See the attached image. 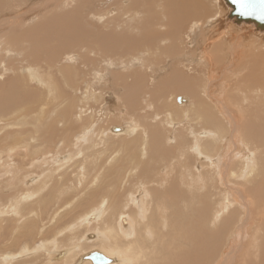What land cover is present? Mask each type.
Masks as SVG:
<instances>
[{
  "label": "bare ground",
  "instance_id": "1",
  "mask_svg": "<svg viewBox=\"0 0 264 264\" xmlns=\"http://www.w3.org/2000/svg\"><path fill=\"white\" fill-rule=\"evenodd\" d=\"M7 1L8 0H3V1L1 0L0 1V10L2 9L3 4H5ZM20 1H24V0H20ZM35 1H38V0H34L33 2H35ZM58 1L59 0H57V2ZM62 1L64 2V5L76 2V0H62ZM87 1H88V6H86L87 5L86 3L83 4L84 6H86L85 11L87 10V7H90L88 18L89 17L93 18L94 21H96L97 24H95V25H97V26H91V24L87 25L86 23H84L85 20H88V18L80 21V15L84 14L85 11H83V13L80 12L81 7L83 5H80V3L77 2V3H79L77 8H75V5H74L75 3L72 5L75 8L74 9L75 11L71 9L72 10L71 12L69 10L68 11L69 13H64L61 16H58V17H52L51 16L49 18L50 29L48 31H46L43 28V24H42V28L39 27V30L42 29V34L39 38L42 39L43 42H45V43L51 42L53 45H55L56 49L62 47V46H60L62 42L67 47V48L66 47L62 48L63 49L62 53H63V56L66 55L65 58H66V60L68 59V61L64 62L65 58L63 60H60L61 63L63 61V63H65V65H60V62L58 63V60L55 57H54V59L50 58L49 62L45 61V63H47V65H49L47 67L48 71L44 69L45 71H47V74H45L44 73L45 71L42 70L43 67L41 64L40 56H36V57L33 56V57H31V60H30L27 56L24 57V55H26L25 52L22 54L16 53V51L14 49H12L10 46H8L7 43H2V41H0V54L6 53L7 55H10L12 58H13V56H16V55L20 56V58L18 59L20 61L22 59L26 58L27 62L22 61V62H24V65H25L24 70L22 69L25 72V74L22 71L23 72L22 77L28 78L30 76V78H32V79L37 78L38 79L37 82H39L41 84L42 88L44 89V93L42 92V94H44V97L41 98V96H38V98L42 99V104H41V107L39 109V112L38 113L35 112L36 107L30 109V113H35L33 116V119H35L33 121V127L34 128L32 129V128L24 127L22 124L29 123V121H32V118L30 120H28L26 118V116L24 118H22V117H19V114L17 115V113L19 112V109L25 107L26 103H28V102L23 103V101L20 99L21 97H19L20 94L17 93L18 94V95L16 94L17 96H13V94H15V92L17 91V87L19 85H23L24 89L22 91H24V92L23 93L21 92V93L22 94L25 93L26 97H28L30 95L31 98L33 99V92L34 91H32L29 88L28 83L25 79H23L22 84L20 83L21 80H19V79L16 82V80H17L16 76L18 75L17 73H16L17 75L15 76V78H13L14 76L12 77V79L10 81V86L8 85L9 88H8V86L5 85L7 90H4L2 88L3 85L6 84L7 82H9V81H7V79H4V77H3V73H4V71H6L4 69V66L6 67L8 65V63H7V60L5 61L3 59L2 60L0 59V68L2 69L0 71V90H1V88L3 89V91H1V93H0V113H1L0 114V130H2L4 128L8 131L9 134H11V136L6 135V136H3L2 138H0V160H1V162H0V186H1V184H4L3 181L5 182L4 176H8V178L7 177L6 178H7V181H10L8 184L11 185V187H12L11 192L13 191L14 188L19 186L18 184H20V183H18V181L19 182L22 181V183H23V181H26L28 179V178H25L26 180H23L24 179L23 175L26 176V174H28L27 173L28 171L27 172H23V171L20 172L19 167H18V162H12L13 160H10L8 158L4 159L3 154L5 151H7V153H10L11 151H13L15 149H19L18 155L22 156V157L25 156V154L23 152H31L34 155L31 159H29L28 162H26V164L30 167L35 166V165H40L39 158H42V156H43L42 160H45V161H47V163H49V165L45 163V165H48V166H44V169L41 166L38 167V168L42 169V172L40 171L41 169H37V167H35L33 169L36 171L39 170L40 171L39 174L36 172L35 173L30 172L32 175L31 176L32 178L30 179L31 181L36 180V178L33 177L34 176L33 174H36V176L38 178H40L41 175H43V177L39 179L40 182L38 181L39 182L38 187H37L38 189L48 187L47 186V184H49V183H47L48 181H51L49 184V186H51L52 185V180H51L52 177L53 176L56 177V179L53 183V186L50 188L49 192L47 194L45 192L46 195L40 196L42 198L39 201H36L38 203V205H33L36 203H33V204L30 203L29 204V203H27L26 200H24L28 196L27 193L26 194L25 193L19 194L17 192L16 195H12L13 193L11 194L10 190H8L10 192V194L5 196V199L6 198L8 199V201L6 200V202H8L9 204H8V207L7 206L6 207L8 209L9 208L12 209V207H13V209L15 211H12V212L13 213L15 212L14 213L15 215H16V213L18 214V216L20 217V222L22 220V217L24 218V220H23L22 225L20 224L21 226H19V224H15L14 221H13L14 223L13 222L10 223L8 221L9 219L8 220L6 219V222H5V218H4L5 216L3 217V215H4L3 213H6V210L0 208L1 209L0 215L3 214L0 218L1 234L4 235V237L6 238L7 235L9 233H11V234H13L14 239L16 238L17 234H18V236H20V235H24V236L30 235L31 236L34 233L33 232L34 229L37 227L38 219L41 218V217H39L37 219V217L42 216V218H43V214H45L48 211V209L50 208L51 205L55 204V202L59 198H63L64 194L65 195L68 194L67 193L68 185L70 183L71 184L74 183L71 181H72V177L76 173L75 172L77 170L76 166L81 165L80 169L81 170L84 169L85 173H84V171H81L80 169H78V171H81L84 174H87V176H90V173L94 171V168L96 166L95 165H87L88 159H85L84 161H82V159H80L81 161L79 162V164L75 165L76 163L74 164V158H75L74 156H77L76 154H80V153H83L82 155H84L85 154L84 152L89 151V150L86 151V149L89 148V145L87 144L89 142H87V143L85 142L88 146V148H86V145H84V141H85V139H88L87 141L91 140L93 142V140L91 139V135H90L91 133H88L87 130H91L92 128L95 129V127L97 126V123L95 125L94 122H91L90 124L92 127L86 126L85 123L83 124L84 126L82 124H81L82 126H80V125L75 123L73 116H75V117L77 116L78 119L82 118V120H83V117H85V114L92 112L93 111L92 109L96 110L95 107H93L91 104H89V101H88L89 97L96 99V101H99V99L101 98V95L98 97L97 92H101V93L105 92V95H104L105 100H109L107 103H111V100L116 101L118 99L119 101H121V103H120V106H117V107L119 109L122 108V111H125L126 113H128L127 115H129V116L131 115L133 117H139L140 119H144V117L149 118V119H150V117H153L154 119L155 118L166 119L164 122H165L166 126L167 125L169 126L168 130L171 129V131L169 133V135H170L169 137L171 138V135H172V137H173V142L171 141L172 143H177L179 145L186 144L187 143L186 141H182V139H179V137L181 135H184V134L178 135V134H176V132H177L176 130H180L179 132H188V134L193 136V139H191L190 137L185 135L187 141L189 143H191L189 145V149L192 151H190L189 149L186 150V151H190V152L186 153L183 156V159H181L179 161L181 164L180 163L176 164L177 162L175 160H177V158L179 156V152L177 151V147H175L172 152L168 151L167 149H163L161 147H158L156 150H152L153 147L158 146L161 143L160 139H162V137L160 139L159 138L153 139V137L145 135V138L140 140L141 143L139 144V148L135 147V148H137V150L139 149L138 154L135 153V151L133 152V149L131 151L130 147H129L130 148L129 150L126 147V149L128 151L125 152L126 153L125 156H126L127 160L130 161V163L127 165H123L122 167H119L120 168V169L118 168L119 173L117 172L114 174H118V179H120V177L122 176V181L120 180L121 181L120 182L118 180L121 183V185H123V182H126L128 179L130 182V178H133V180H135V181L137 180L138 182L143 181L145 183V186L147 187V189L142 187L141 189L139 188L140 190L137 192V194H135V193L129 194L128 192H131V193L134 192V188L139 186V183L137 185V182L134 181L131 186L129 183L130 187L127 186L128 183H126L127 185L124 184V188H125L124 192L125 193L122 192L120 183H118V184L114 183L115 187L112 186V187H114V189L110 188L108 190L107 189L103 190V193L101 195V197H102L101 204L99 203L100 205L98 204L99 206L97 208H95V210H93V208H92V212H89V213L84 212L85 214L82 215L80 219H78L79 221L77 220L76 224L73 223L72 225H74L76 227L77 223H79V225L86 224L87 226L89 225V227H90V225L92 223L101 224L96 229L98 230L99 236H104L103 241H105L106 242L105 244H107V245L106 246L101 245L103 243V241L102 242L100 241L101 242L100 245L103 246V247H100V248H102L101 250L90 251L86 254H83V255L81 254L80 257H78L77 259H74L75 256L77 255V253L80 251L79 247H81V244H82L79 242L80 240L74 239L71 243H76L75 246L72 245V247L70 246L71 247L70 249H68V250L65 249L63 251H60L58 253V255H65V258L63 257V259L66 262V264L72 263L73 262V261H71L72 259L75 260V264H89L90 261L93 264H97L91 258V255L95 252L103 254L105 257L110 259V261L108 263H105V264H138V263L139 264H181L180 263L181 261L171 259L170 257L159 259L157 256V251L159 249L157 250L156 247L153 246L151 243L152 242L151 238H154L155 243L157 242L158 239H160L161 241H160L159 245H162V248L164 250L166 249V250H170L172 252L175 250V248L180 247L182 245V243L192 245L195 249V252L192 253V255H193L192 256V264H232V262H230V260H232V261L234 260V257L236 254L235 253L236 249L231 245L233 243H235L236 241L240 240L241 237H242V241H243V244L245 247L248 246L250 244V242L252 241V239H250V237L254 231V224L258 221L256 219V212H255L257 210V208L252 206L253 207L252 210H249V211L247 210L250 215L248 213L244 214L241 217V219L237 220V222L234 224V227L231 226V224H230V226H227V224L229 223L227 218H221L219 220L218 214L215 213L213 210H210L213 207V205H214L215 209L221 207L224 209V211H226L227 210V204H230V201L232 199H235L234 201L240 200L242 202V204H249L252 202H253V204H255V201L254 200L250 201V199H251L250 197L244 198L245 196H243V195H242V199H239V198H241L240 194H242L240 192L241 189L239 187H236L238 194L233 193L234 194L233 197H231L230 195L229 196L225 195L222 192H224L226 190H224L223 188H222L223 189L222 190L219 187L220 185L217 183V180H224L226 177H228V178L236 177L237 179L244 177V179H247V178L254 176V174L256 173L257 168H258L259 153H260L261 145L263 144V142H262V140L258 141L257 139L254 138V135L257 132V130L254 126L255 124L254 125L250 124L251 128L247 132L244 129H242L241 125L239 124V121H240L239 114L237 112H234V109L232 107H230L228 104L224 103L225 101L222 100L223 96L221 95L222 92L215 95L216 93L214 94L213 90L211 89V82L210 83L208 82L209 87H210V91H209V88H208L206 83H207V80L210 79V77L212 80H215L213 73L210 72L212 64H214V62L211 64V55L210 54H212L211 53L212 50L218 51V55H220V58H222L223 60H226V62L228 60L232 61V60L238 59L239 56L237 54H233V55H231V53L228 54L225 51L226 46L223 45L225 43L224 39H219L220 41L217 43H215V41H214L213 45L215 48L210 47V49H208V50H210V51H208L210 54H208V52L204 51L205 50L204 47H207V46H203V45H205V44H203L204 42L200 41L203 45L201 44L202 46L199 49L200 50L202 49L201 51H203V54H201V56L198 55L197 57H199L198 59H200V61H201V59H203L202 60L203 65L197 64V67L199 68V70L197 71V69H196V72H197L196 74L198 76L200 74L201 75L204 74L203 77L205 78L206 81L204 80L205 82L202 83V81H203L202 80L201 83H198V81L195 78L191 79V76H190L191 74H189V75L187 74L188 76H190V79H191L190 80L185 75V72L183 73L184 69L179 70V69L174 68L176 65H178L177 63L181 62V58L182 59L185 58L186 62L188 60L193 61V59L191 57L194 56L193 54L196 52L195 49L194 50L192 49L193 51H190V50L189 51H181V52L179 51L178 44L181 47L182 43L184 42V39H183L184 35L183 34H184L185 30H183V28H187V26H185V24H183V22H186V21L189 22L191 15L196 16V18L194 17L196 20L199 17L205 16L206 13L208 14L209 8L211 9L212 4L210 5V3L214 2L216 5H218V3H217L218 0H169V2L165 1V0H107V1H109L108 5H103L106 7H104V9H103L104 11H102V12L95 10V8L93 7L95 5V3L93 4V6L90 5V3L92 4L93 2H96V0H87ZM25 2H24V4H26ZM48 2H50V1H48ZM53 2H54V0H53ZM122 2L125 3V5H127L128 7L122 5L121 4ZM163 2L169 3V7L171 9L166 8V6L163 4ZM82 3H83V1H82ZM60 5H61V3H60ZM25 7H26V5H25ZM91 7H93V8H91ZM47 8H49V7H47ZM47 8H45V9H47ZM67 8H68V6H67ZM18 9H19V7H18ZM213 9L214 8L212 7V10ZM28 11H30V10H28ZM19 12L23 13L24 10L23 11L19 10ZM219 12L220 11H217L216 14H218ZM50 13L52 14V12H50ZM109 13L112 14V17H109ZM167 13L170 14V17L173 18V16H175L177 19L174 32L172 31L173 30V28H172L173 24H171L169 22L168 17H167ZM229 13H230V11H229ZM229 13L227 14L226 17L228 19H231L235 23V20L233 18H229ZM9 14H12V13H9ZM59 14H61V13H59ZM71 14H73L74 17L70 16V18H69V15H71ZM221 14H223V13H221ZM221 14H220V16H221ZM12 15H14V18L17 17L16 19L19 18L18 11L14 12ZM218 15H216V19L214 18L215 15H214V17L212 16V19L209 17V15H208V17L211 19V21L216 20L217 22H219L217 19ZM2 16H0V17H2ZM26 16H27V14H26ZM30 17L33 19V16H30V15H28L27 19H29ZM34 18H35V16H34ZM191 19H193V18H191ZM10 21H11V19H10ZM69 21H71L70 24H69ZM229 22H231V21H229ZM198 23L199 22L197 21V23H191L189 25V26H191V29H190L191 33L194 32L196 27L199 26ZM118 24H122V27L121 26L119 27ZM192 24H193V26H192ZM211 24L213 25V23H211ZM223 24L224 23H222L220 21L218 23V26H217L218 29L217 30L219 31V34L228 35V33H230L231 30L228 29L227 30L228 33L224 34L226 29L223 28ZM229 24L231 25L232 23H229ZM236 24L238 25V26H235L236 28L238 27V28L244 29V32H242V33H248L249 34L250 32H254L255 34L257 33V36H259L258 34H261L260 32H262V33L264 32L263 30L257 28L254 25L252 26V24H249V23H245V22L237 23L236 22ZM0 25H2V24H0ZM137 26H139L141 28L142 32H139L136 34L133 32L130 33L129 29L137 27ZM36 28H37V26L34 27V29H36ZM192 28H194V29L192 30ZM3 29L4 28H2V30ZM23 29L24 28H22L21 30H23ZM221 29H222V31H221ZM241 29H239V30H241ZM117 30H120V31H117ZM235 30H238V29H235ZM186 31H188V30H186ZM3 32H4V30H3ZM44 32H46V33H44ZM240 32H238V33H240ZM240 34L237 35L236 38L234 35H232V40L234 38L237 39V37L240 36ZM187 35H192V34H187ZM185 36H186V33H185ZM95 38H98V41H96ZM192 38H194V37H192ZM180 40L182 42H180ZM81 42H86V45L81 44ZM206 42L208 43V41H206ZM93 43H97V45H93ZM188 44H189V42H188ZM80 46L92 48L93 54H95V55H93L94 57L90 58L87 56H83V52L81 51V49H78ZM209 46L207 48H209ZM152 49H154L153 51H156V52L161 51L163 53L168 52V50H170V51H172L171 53L173 55H175V57H173V59H175V60H173V61L176 63V65L170 64L169 66H167L168 67L167 69H169V67L173 66L171 73H169L171 77L166 78L167 80H170V81L166 82L163 86H161L162 85L161 84L162 82H160L161 80L158 81V77H160V76L156 75L153 72L148 73V71L146 70L147 69L146 65L148 63L147 62L145 63V61H146L145 54L147 55V53L153 52V51H151ZM70 50H78V51H76L77 54H75V53L71 52ZM201 51H200V53H202ZM234 51H236V50H234ZM150 54H152V53H150ZM7 55L5 57H7ZM27 55H29V54H27ZM125 55H132L130 57L131 63H130V59H128L127 61L122 60V61H124L123 63H121L122 65L124 63H126L125 68L123 67V69H125V70L122 69V71H117L119 68L116 67L114 65V63L116 62L118 64L117 60L120 61V59H123V56H125ZM215 55H216V53L214 52V56ZM216 57H218V56H216ZM169 58L170 57H168V59ZM215 58H214V61H216V60L221 61V59H219V58L215 59ZM101 59L105 60L104 65L108 69L111 66H114V68L112 70L107 72L109 74L108 77H106V74L97 73V71L94 72L96 70V69H94L95 61L98 60V62H102ZM156 59H157V56H156ZM10 60L12 61V62H10L12 64L13 60L12 59H10ZM223 60H222V63L224 62ZM31 61L33 62L32 64H31ZM69 61H73L75 64L77 63V66L74 65V67H75V69H77V71H78V68H80L85 73V75H83V78H85V77L89 78V75L92 74V78L94 77L95 82H97L98 85H103V86H99L97 89L96 88L97 85L94 82V80L89 78V80L85 83L86 87L88 85L89 90L87 88V91L85 92V97H84L85 103H83L80 108H79V105L75 104V102H77V98L70 96V94H68L63 89V87L61 88L60 82L58 81V80H60V78L54 73V69H53L54 67L59 66L58 68H55V69H58L56 71H58L60 73V76H61V74H63L64 82H68V86L70 87L71 86L70 81H72L73 89H77L78 88V85H77L78 81L82 78V76L80 77V74H78V72H76V75H78V77L74 76L75 79L69 80V77L73 74L72 73L69 77L67 75L69 68L72 67L71 65H66V62H69ZM122 61H120V62H122ZM81 63L83 64L82 68L80 67ZM161 63L162 62H160V67H158L154 64L156 66L154 68L152 65V67L154 68V71L158 72L157 74L165 72V70H164L165 66L161 67ZM187 64L190 65V63H187ZM258 64L254 65L256 69L258 68ZM128 65H129V68H131V69L126 70ZM134 65H135V67H133ZM141 65L144 67L143 70L141 69ZM136 66H138V68ZM194 66H196V65H194ZM99 67H100V65H99ZM152 67L149 66L150 69ZM19 68H20V66H19ZM153 68L151 69L152 71H153ZM177 68H178V66H177ZM84 69L86 71H84ZM170 70H171V68H170ZM42 71H44V72H42ZM250 71L252 72V69ZM207 72H208V75L206 76ZM249 75H251V74H249ZM249 75H247V77H249ZM167 76H168V74H166V77ZM18 77L20 78L19 75H18ZM90 77H91V75H90ZM251 78H253V76H251ZM230 80H232V79H230ZM119 81L122 82L120 94H118L115 91L116 90L115 85ZM251 81H252V79H251ZM150 82H152V83L149 84ZM252 83H254V81H252ZM220 84H221V82H220ZM171 85H173V86H171ZM166 86H168V88H166ZM108 87L111 88V90H113V91L105 90ZM116 87H118V86H116ZM228 87H230V86H227V88ZM222 88H223V86H222ZM252 88L256 94L261 95L262 93H264V88L262 89V87H261V89H258L257 86L255 85V87H252ZM204 89H205V93L203 94L201 92ZM240 90H241V88H240ZM179 92H183L185 94V96H186V94H188L190 96L188 107H187L186 103H185L186 106L183 107L184 103H182V102L187 101L186 98L183 97L184 95H182L181 97H177L175 99L178 102H181L182 104H179V105L176 104L175 100L173 99V96H174L173 94L174 93L177 94ZM215 92H218V91L215 90ZM243 92H245V91H243ZM40 93H39V95H40ZM115 95H116V99L114 98ZM178 96H179V94H178ZM9 97H10V100L14 97L12 99L14 102H12V103H16L15 107L18 105V108L17 107L15 108L13 106L15 109L11 108L10 110H7V112L4 111L2 113V111L4 109H8V107H5V106H7L9 101H10V100H8ZM17 97H19V98H17ZM109 97H111V99H109ZM248 99L249 98H247L246 100H248ZM156 100L159 101L162 105L157 106V107L153 106L155 113L152 112V115H151L150 113H147L146 111L148 110L147 109L148 107H150V108H153V107H152V105L147 106V103H148V101L152 102V101H156ZM169 100L174 101V103L172 102L169 104L168 103ZM140 101H144L146 103L144 105H140V103H139ZM229 101L233 104V106L235 104L237 107H239L241 109L240 110L241 112L243 111L242 100L236 101L234 99V100H228V102ZM12 105H14V104H12ZM47 105L50 106L49 112H52V114H54V115H58L57 117H52L49 119L44 118V116H43L44 112H45L44 107H46ZM42 106H44V107H42ZM108 106H106V112L109 111ZM178 106H181V107H178ZM88 107H91L90 108L91 110H88ZM117 107H116V109H118ZM123 107H126V109L123 110ZM163 107H164V112L162 110ZM186 107L188 109H184ZM77 108H78V110L76 111ZM25 110L26 109H24V111ZM120 111H121V109H120ZM103 112H105V111H103ZM162 112H163V114H162ZM179 112H181V113H179ZM19 113L21 114V112H19ZM50 114L46 115V116H50ZM91 114H93V113H91ZM60 116H61V118H60ZM154 121H156V120H153V122ZM61 124H63V127L60 126ZM101 124H103V123H101ZM132 124H134V123H132ZM132 124L131 125L126 124L127 125L126 127L127 128L129 127V129L126 128L127 130L123 129L119 125H118V127H114L113 129H111V127H110V130H113L112 132L122 131L124 133H127L130 130H134V126ZM244 124H245V122H244ZM136 125H137V123H136ZM19 126H21V127H19ZM123 126H124V124H123ZM138 126H140V125H138ZM175 127H176V130H175ZM149 130H151L150 126H149ZM95 131H96V129L94 130V132ZM102 131H103V129H102ZM106 132H107V130H106ZM96 133L97 132H95V134ZM144 134H145V132H144ZM92 136H93V134H92ZM138 138H139V136H138ZM133 139H132V141H133ZM126 140H128V139L126 138ZM164 141H167V140H164ZM60 142L63 144L62 146H64V147L70 148V147L74 146L73 148H75V150H69L70 154L67 156V158H65L63 155H62V157L58 156L59 153H57V152L53 153V146L59 145ZM261 142H262V144H261ZM4 143H5V146L2 145ZM129 143H132V142H129ZM93 144H95V141ZM97 144H99V142ZM97 144H95V145H97ZM126 144H127V142H126ZM236 145L239 147L236 148L237 147ZM97 146L94 148L95 149L94 153H96L98 151L96 148L99 149V147H100V146H98V147ZM240 146H242V148H240ZM43 147H45L47 150H45V151L42 150ZM212 147H213V149L211 150ZM187 148H188V146H187ZM106 149H107V147H106ZM207 149H210V152H209L210 155L209 156H208L207 151H206ZM44 152H45V154H43ZM114 152H116V150ZM98 153H99V151H98ZM107 153H109V152L107 151ZM65 154H67V153H65ZM103 154H106V153H103ZM135 154H137V155H135ZM191 154H192V156L194 155L196 157V160H195L196 162H197V160H199V158H201L200 160H202L201 164L199 163V165L198 164L195 165V167H194V169L196 170L195 172L191 171L190 166L187 163H185V162H188L187 161L189 159L188 156H190ZM86 155H88V154H86ZM115 156L111 155L109 157V160L111 161V160L115 159ZM192 156H191V158H192ZM194 156L192 159L195 158ZM9 157H11V155H9ZM63 157H64V159L59 160ZM91 157H97V156H94V154H93V156H91ZM78 158H80V157H78ZM191 158H190V160H191ZM93 159H95V158H93ZM56 160L59 162L56 163L55 162ZM193 161L194 160H191L190 162L192 163ZM195 161L193 163H195ZM68 163H71V165H69ZM159 163H161V164H159ZM191 163H189V164L191 165ZM103 167H105V166H102V168ZM203 167L206 170L203 173H201V169ZM114 168H115V166H114ZM197 169L200 170L199 173H198ZM123 172H125V173H123ZM178 172H179V174H178ZM29 174L27 176H29ZM106 174H109V173H106ZM122 174H124V176ZM101 175H103V174H101ZM81 176L82 175H79V177H81ZM172 176H175V177H173L174 179L172 178ZM125 178H127V179L125 180ZM94 179L98 180V175H97V178H94ZM112 179H114V178H112ZM208 180L212 181L215 184V186L218 187V189L220 191L221 198L218 200L217 206L215 205V202H213L212 197L210 198L209 196H206L205 200L203 198L205 194L210 195L213 193V188L210 185V183L208 182ZM77 181L79 182V180H77ZM115 181H116V179H115ZM78 182H76V183H78ZM86 182H88V181H86ZM95 183H93V184L95 185ZM109 183H108V185H109ZM111 183H112V181H111ZM8 184H4V186H7ZM30 184L32 185V182ZM33 184L36 185L37 181H36V183H33ZM82 184H83V182H82ZM93 184H92V186H93ZM24 185H26V184H24ZM77 185H75V187ZM142 186H144V185H142ZM227 186H228V190H229L230 186L229 185H227ZM7 187L10 189L9 186H7ZM23 187H25V186H23ZM140 187H141V185H140ZM209 188H210V190H209ZM19 190H21V188ZM100 190H102V188ZM96 191H98V190H96ZM231 191H233V189ZM30 193L33 194L34 191L33 192L30 191ZM30 193H29V196H30ZM84 193H88V191L87 192L84 191ZM2 194H3L2 191H0V200L4 199L3 196L5 194L4 195H2ZM65 195H64V197H65ZM247 195H250V194H247ZM22 196H23V198H20ZM90 196H91V194H90ZM140 196L143 198H147L146 201H145V199H143L142 203H141L139 200ZM158 196L159 197L164 196V197L161 199L160 198L157 199ZM67 198H70V196L66 197V200H67ZM99 198H100V196H99ZM227 198H228V200H227ZM230 198H232V199H230ZM150 199H151V201L154 202L155 207L159 204H160V206H162L161 207V214H160V218H159L158 222H151V224L146 225L145 223H148L145 220L146 218H147V220H152L154 218L155 207H151L152 203L150 202ZM99 200L100 199H98V197H97V202ZM29 201H30V199H29ZM60 201H61V199H60ZM234 201H232V202L234 203ZM124 202H128V204L135 205V206L139 205V207L137 206L138 210H141V211L145 210L144 219L141 217L136 218L134 216L133 213H134L135 208H136L134 206L130 207L129 205H127V208L129 210L126 213V211H125L126 209L124 210ZM259 203L264 205V198L263 197L261 198ZM92 204H94V203L92 202L90 204V206ZM63 205H64V203H63ZM144 205L146 208L144 207ZM256 205H257V203L254 206H256ZM95 206H97V205H95ZM228 206H230V205H228ZM261 213H262V215H264V209L262 210ZM141 216H142V214H141ZM46 217H47V215H46ZM54 217H55V215H54ZM42 218H41V221H42ZM261 221H262V219H261ZM145 228H148V231H145ZM69 229H70L69 231H71L70 233L74 232L73 229H71V228H69ZM14 232H16V234ZM62 232L63 231L59 230V232H56V233L61 234ZM66 232H64V233H66ZM72 235H74V234H72ZM252 237H253V235H252ZM258 237L260 238L258 241V244H259L262 252H260L261 253V255H260L261 261L258 260L257 262H255V264H264V236L261 234H258ZM19 238H22V236ZM33 238H34V236H33ZM58 238L59 237H57V235H56L52 240H46L42 244V247L44 246L43 250H46L47 245L52 247V246L58 244ZM76 238H78V237H76ZM99 238H101V237H99ZM75 240L79 242L78 245H77L78 242H75ZM42 241H44V240H42ZM249 247H250V245H249ZM33 249L34 250H36V249L40 250V247L37 246ZM239 249H240V247H239ZM29 250L32 251V249L28 245H25V246L21 247L20 251L15 252V253H20V254H23V256H24V254H26V252H28ZM55 250L56 249L53 248V252ZM237 250H238V248H237ZM180 251H181V249L177 252L179 253ZM187 251H189V250H187ZM161 252H162V250L160 251V253ZM242 252L243 251H241L239 253H242ZM46 253H47V255L51 254V251L46 250ZM160 253H158V254H160ZM9 254H10V256L14 255L12 253H9ZM153 254H156L155 258H153ZM171 256H172V254H171ZM8 257L5 258V260H7V261L4 260V262H11L12 261V259H8ZM13 257H15V256H13ZM67 258H68V260H66ZM63 259H61V260H63ZM84 260H87V261H84ZM1 261H3V260H1ZM244 262H241V264H244ZM46 264H53V261H52V259H50V257H49L48 261L46 262ZM73 264H74V262H73ZM247 264H252V260L248 261Z\"/></svg>",
  "mask_w": 264,
  "mask_h": 264
},
{
  "label": "rangeland",
  "instance_id": "2",
  "mask_svg": "<svg viewBox=\"0 0 264 264\" xmlns=\"http://www.w3.org/2000/svg\"><path fill=\"white\" fill-rule=\"evenodd\" d=\"M33 1L34 0H30V1L29 0H24V1H20V0H18V1L17 0H8L7 1L8 3L6 2L5 4H3L2 9L0 10V13H1L0 16L3 15L2 17H0V24H2V25H0V30L2 32L4 30V32L2 33L0 31V41H2V43H7L8 46H10L12 49H14L16 51V53L22 54V53L25 52L26 55H24V57L27 56L30 60H31V57H33V56L34 57L40 56V58H41V64H42V67H43L42 70H44V69L47 70V67L49 66V65H47V63H45V61L46 62L47 61L49 62V59L50 58L51 59H54V57L58 60V63L60 62V65H65V63H63V61H62V63L60 61V60H63L66 57V55L63 56V53H62V50H63L62 48L63 47H66L65 44H63V42H62L61 45H60L62 47L56 49L55 45H53L51 42H47V43L43 42L42 39L39 38L41 36V34H42V29L39 30V27L42 28V24H43V28L46 31H48L50 29V20H49V18L51 16L52 17H58V16H61L64 13H69L68 11L70 10V12H71L72 10H74L75 8H77V6L79 5V3H80V5H83L84 3H86L87 4L86 6H88V1L87 0H81V1L80 0L79 1L76 0V2H74L75 4L74 3H69V4H65V5H64V2L62 0H59L58 2H57V0H54V2H53V0H38L39 2L38 1L33 2ZM48 1H50V2H48ZM82 1H83V3H82ZM165 1H168L169 2V0H165ZM24 2L26 4H24ZM77 2H79V3H77ZM108 2L109 1H107V0H96V2H93L92 4L90 3V5L93 6V4L95 3V5L93 6L95 8V10H97L99 12H102V11H104L103 10L104 7H106V6H103V5H108ZM60 3H61V5H60ZM217 3H218V5H216L214 2H211L210 3V5L212 4L211 5V9L209 8L208 14L207 13H206L207 15L205 14L206 17L205 16H202V17H199L196 20L195 19L196 16L191 15L190 17L193 18V19L190 18L189 22L188 21L183 22V24H185V26H187V28H183V30H185V32L183 34L184 35L183 36L184 42L182 43V46L181 47L178 44L179 51L180 52L181 51H189V50L190 51H193L195 49L196 52L193 54L194 56L191 57L193 59V61L188 60L186 62V59L185 58L184 59L181 58V62L177 63L178 65H176V63L173 61V60H175V59H173V57H175V55H173L171 53L172 51L168 50V52H164L163 53L161 51H159V52L153 51L154 49H152L151 51H153V52H150L152 54L147 53L148 56L145 54V56H146L145 57L146 58L145 63L146 62L148 63L146 65L147 66V69L146 70L148 71V73H152L153 72L156 75L160 76V77H158V81L161 80L160 81V82H162L161 83L162 84L161 86H163L166 82H169L170 81V80H167L166 79V78H170L171 77L169 73H171L173 66H171V67H169V69H167L168 68L167 66H169L170 64L171 65L172 64L173 65L175 64L176 65L174 67L175 69H179V70L180 69L181 70L184 69L183 70V73L185 72V75L189 79H190V76H191V79L192 78H195L198 81V83H201L202 80H203L202 83H204L206 81L205 78L203 77L204 74H202V75L200 74L199 76L196 74L197 73L196 72V69H197V71L199 70V68L197 67V64L203 65V62H202L203 59H201V61H200V59H198L199 57H197L198 55L201 56V54H203V51H201L202 49L200 50L199 48L203 44H205L203 46H207V47L210 45L209 48L204 47L205 50L203 49L204 51L208 52V51H210V50H208V49H210V47L215 48L214 45H213L214 44V41H215V43H217V42L220 41L219 39H224L225 40V43L223 45L226 46V50L225 51L228 54L231 53V55L237 54L239 56V58L237 57L238 59H235V60H232V61L228 60L226 62V60H223L222 58H220V55H218V51L212 50L211 53L213 55L208 52V54L211 55V64L214 62V64H212V67L213 68L211 67V69H210L211 71L210 72L213 73V75L215 77V80H212L211 77H210V79L207 80V83L206 84H207V86L209 88V91H210V87H209L208 82L209 83L211 82V89L213 90L214 94L216 93L215 95H217L218 93L222 92L221 95L223 96L222 100L225 101L224 103L225 104H228L230 107H232L234 109V112H237L239 114V116H240L239 124L241 125L242 129H244L247 132L251 128V125L250 124H252V125L255 124L254 126H255L257 132L254 135V138L257 139L258 141H261L262 140V142L264 144V138H263L264 137V93H262L261 95L256 94L254 92L253 88H252V87H255V85L257 86L258 89H261V87H262V89L264 88V64H263L264 63V32L263 33L260 32L261 34H258L259 36H257V33L255 34L254 32H250L249 34L248 33H242V32H244V29H241V28H238V27L236 28L235 26H238L236 24V22L234 23L231 19H228L226 17L231 8H230V6H228V4L225 2V0H218ZM73 4L75 5V8L72 6ZM121 4L124 5V6H126V7H128L123 2ZM163 4L166 6V8L171 9L169 7V3L163 2ZM25 5H26V7H25ZM67 6H68V8H67ZM86 6L83 5L81 7V11H80L81 13H83V11H85ZM18 7H19V9H18ZM47 7H49V8H47ZM93 7H91V8H93ZM212 7L214 8L213 10H212ZM45 8H47V9H45ZM89 8L90 7H87V10L84 12V14L80 15V21L88 18ZM27 9L30 10V11H28ZM19 10L20 11H23L24 10V12L23 13L22 12H19ZM16 11H18V16H19L20 19L19 18L16 19L17 17L14 18V15H12ZM217 11H220L218 13L219 15L216 14ZM50 12H52V14ZM9 13H12V14H9ZM59 13H61V14H59ZM221 13H223V14H221ZM26 14H27V16H26ZM220 14H221V16H220ZM28 15L33 16V19L31 17L29 19H27L28 18ZM208 15H209V17L211 19H212V16L214 17V15H215L214 18L216 19V15H218L217 16L218 21L219 22L221 21L222 23H224L223 24V28L226 29V31L224 32V34H227L228 33V31H227L228 29L232 31V32L230 31L231 34L230 33H228V35L219 34V31L217 30L218 29L217 26H218V23L219 22H217L214 18L213 19L215 21H213V20L211 21V19L208 17ZM34 16H35V18H34ZM70 16L71 17H74L73 14L69 15V18H70ZM109 17H112V14L111 13H109ZM167 17H168L169 22L171 24H173V27H172L173 30L172 31L174 32L175 24L177 22V19H176L175 16H173V18L170 17V14H168V13H167ZM90 18L91 17H89L88 20H85L84 23H86L87 25L91 24V26H97V25H95V24H97L96 21H94L93 18H91V19ZM10 19H11V21H10ZM197 21L199 22L198 23V25H199L198 27L199 28L196 27L195 31L191 33V31H190L191 26H189V25L191 23H197ZM229 21H231V22H229ZM210 22L213 23V25ZM70 23H71V21H69V24ZM229 23H232V24L230 25ZM118 25H119V27L120 26L122 27V24H118ZM36 26H37V28L34 29V27H36ZM192 26H193V24H192ZM2 28H4V29L2 30ZM22 28H24V29L21 30ZM193 29L194 28H192V30ZM222 29H221V31H222ZM235 29H238V30H235ZM239 29H241V30H239ZM120 30H117V31H120ZM186 30H188V31H186ZM129 31H130V33L133 32L135 34L136 33H139V32H142V30H141V28L139 26L134 27V28H131V29H129ZM238 32H240L241 34L238 33ZM44 33H46V32H44ZM185 33H186V36H185ZM187 34H192V35H187ZM239 34H240V36H238L237 39H235L236 36L239 35ZM232 35L235 36V38L233 40H232ZM192 37H194V38H192ZM95 39H96V41H98V38H95ZM200 41H203L204 43L202 44ZM206 41H208V43ZM180 42H182V41L180 40ZM188 42H189V44H188ZM81 44H85L86 45V42H81ZM93 45H97V43H93ZM78 49H81V51L83 52V56H87V57H90L91 58V57H94L93 55H95V54H93L92 48L80 46ZM234 50H236V51H234ZM70 51L73 52V53H75V54H77L76 51H78V50H70ZM200 51L202 53H200ZM214 52L216 53L215 56H214ZM27 54H29V55H27ZM6 55H7L6 53L0 54V59L1 60L3 59L5 61L7 60L8 65L6 67L4 66V69L6 71H4L3 77H4V79H7V81H9V82H7L6 84H4L2 88L4 90H7L6 86H8V85L10 86V81H11L12 77L14 76L13 78H15V76L17 74L20 76V78L17 75L16 76L17 77L16 82L18 81V79L21 80V82H20L21 84L23 83V79H25L27 81L29 88L32 91H34L33 92V99L31 98L30 95L28 97H26L25 93L22 94L24 92V91H22L24 89L23 85H19L17 87V91L16 90H15L16 92L14 91L15 94H13V96H17L18 94H20L19 97H21L20 99L23 101V103L28 102V103H26L25 107L19 109V112H21V114L18 112L17 115L19 114V117H22V118H24L26 116V118L28 120H30L32 118V121H29V123L22 124V125L24 127H28V128H32L33 129L34 128L33 127V121L35 120V119H33V116H34L35 113H30V109L36 107L35 108L36 109L35 112L36 113L39 112V109H40L41 104H42V99L38 98V96H41V98L44 97V94H42V92L44 93V89L42 88L41 84L39 82H37L38 81L37 78H34L35 79L34 80V79L30 78V76L28 78L22 77V73L24 72L23 70H24V66H25L24 65V62H22V61H26L27 62V59L26 58H24V59H22L20 61V60H18L20 58V56H17V55L16 56H13V58H14L13 59L10 55H7V57H5ZM131 56L132 55H125V56H123V59H120V61H122V60L127 61L128 59H130ZM156 56H157V59H156ZM216 56H218V57H216ZM168 57H170V58L168 59ZM214 58L215 59H218L219 58V59H221V61L220 60L214 61ZM10 59L13 60V63L12 64L10 63V62H12ZM222 60L224 61L223 63H222ZM65 61H68V59L66 60V58H65L64 59V62ZM120 61L117 60L118 64L116 62L114 63V65L119 68L117 71H122L123 67L125 68V64L126 63H124L122 65L121 63H123L124 61H122V62H120ZM160 62H162L161 63V67L162 66H165V68H166V69L164 68V70H165L164 73L163 72L160 73L161 75L160 74H157L158 73L157 71H154V68L156 66L160 67ZM32 63L33 62L31 61V64ZM130 63H131V59H130ZM187 63H190V65L187 64ZM104 64H105V60H102V62H98V60H96L95 63H94V65H95L94 66V69H96V70L94 72L97 71V73L106 74V77H108L109 74L107 72L110 71V70H112L114 68V66H111L108 69ZM256 64H258V68L259 69L258 68L257 69L255 68L254 65H256ZM66 65H71L72 66V67L69 68V70L67 72L68 77L73 73L69 77V80L75 79L74 76L78 77V75H76V72H78V74H80V77L82 76V78L78 81V84H77L78 85V88L77 89H73V87H72L73 86L72 85V81H70V83H71V86L70 87L68 86V82H64V80H63V74H61V76H60V73L58 71H56L58 69H55V68H58L59 66L53 68L54 69V73L61 80V81L58 80L60 82L61 88L63 87V89L68 94H70V96L77 98V102H75V104L76 105H79V108H80L82 106V104L85 103L84 97H85V92L87 91V88H88V85L86 87L85 86L86 85L85 83L89 80V78L94 80V77L92 78V74H90L91 77L89 75V78L88 77L83 78V75H85V73L80 68H78V71H77V69H75V67H74V65L77 66V63L75 64L73 61L66 62ZM99 65H100V67H99ZM152 65H153L154 68L152 67ZM194 65H196V66H194ZM19 66H20V68H19ZM149 66H151L153 68V71L151 70L152 68L151 69L149 68ZM177 66H178V68H177ZM80 67L81 68L83 67V64L82 63L80 65ZM133 67H135V65ZM136 67L138 68V66H136ZM170 68H171V70H170ZM128 69H131V68H129V65L127 66L126 70H128ZM141 69L142 70L144 69V67L142 65H141ZM251 69H252V72L250 71ZM1 70L2 69L0 68V71ZM123 70H125V69H123ZM44 71H42V72H44ZM47 71H45L44 73L47 74ZM84 71H86V70L84 69ZM208 72L206 73V76L208 75ZM165 73L168 74L167 77H166V74ZM24 74H25V72H24ZM187 74L188 75L191 74V75L188 76ZM249 74H251V75H249ZM247 75H249V77H247ZM251 76H253V78L254 77L255 78L253 79V78H251ZM230 79H232V80H230ZM251 79H252V81H254V83H252ZM94 82H95V80H94ZM220 82H221V84H220ZM95 83L97 85L96 86L97 89H98L99 86H103V85H98L97 82H95ZM151 83L152 82H150L149 84H151ZM9 86H8V88H9ZM116 86H118V87H116ZM171 86H173V85H171ZM222 86H223L224 89L222 88ZM227 86H230V87L227 88ZM121 87H122V82L119 81L115 85V89H116L115 91L118 94L121 93ZM2 88L0 90V93H1V91H3ZM166 88H168V86H166ZM240 88H241V90H240ZM88 90H89V88H88ZM105 90L113 91L109 87L106 88ZM215 90H217L218 92H215ZM243 91H245V92H243ZM39 93H40V95H39ZM201 93L204 94L205 93V89ZM178 94H179V96H178ZM100 95H101V98L99 99V101H96V99L90 98V97L88 99L89 104H91L93 107H95L96 110L95 109H92L93 110L92 112H90L88 114H85V117H83V120H82V118L78 119L77 116L76 117L73 116V119L75 120V123L78 124V125H80V126H82L85 123L86 126L92 127L91 124H90L91 122H94L95 125L97 123V126L98 127L97 126L95 127V129H96L95 132H97L96 134L94 132L95 129H93V128H92L93 130L92 129L91 130H87L88 133H91L90 135H91V139L93 140V142L91 140L90 141H87L88 139H85V141H84V145H86V148H88L87 144L89 145V148L86 149V151L89 150L91 153L89 151L88 152H84L83 151L85 153L84 155H82L83 153H80V154H76L77 156H74L76 158V159L74 158V164L76 163L75 165H78L79 164V162L81 161L80 159H82V161H84L85 159H88L87 165H95L96 166L95 167L96 169L94 168V171L91 172L92 174L90 173V176H91L90 177V176H87V174H84L85 171H84L83 168H82L83 170L80 169L81 168V165L80 166H76V169L77 170L75 171L76 172L75 175H74L75 177L73 176L72 177V181H71V182H74V183H72V184L70 183L68 185V191H67L68 194H66L67 196L64 194L65 197L63 195V198H59L55 202V204L51 205L50 208L48 209V211L45 214H43V218H42V216H38L37 217V219L39 217H41L42 218V221H41V218L38 219V221H37V227L34 229V231H33L34 233L31 236L30 235H25V236L24 235H20V236H18V234H17L16 235V238L17 239L16 238L14 239L13 238V234L9 233L7 235V237L5 238L4 235H2L1 234V231H0V264H2V263L3 264H6V263L7 264H46V262L48 261L49 257H50V259H52L53 264H63V263L66 264V262L63 259V257L65 258V255H58V253L60 251L65 250V249L66 250L70 249L72 247V245L75 246L76 243H71L74 239L80 240L79 242L82 243L81 244V247H79V250L80 251L78 250L79 252L77 253V255L75 256L74 259H77L78 257L81 256V254L83 255V254H86V253H88L90 251L101 250L102 248H100V247H103V246H106L107 245V244H105L106 242L103 241L104 240V236H99L98 230L96 229L101 224L92 223L90 225V227H89V225L87 226L86 224L79 225V223H77V226L75 227L72 224L73 223L76 224L77 220L80 219L81 216L85 214L84 212H86V213L92 212V208H93V210H95V208H97L101 204V199H102L101 195L103 193V190H106V189L108 190L110 188L111 189H114V187H115L114 183L115 184H118V183H120L122 181V176L120 177V179H118V174H114V173H117L119 171V169H120L119 167H122L123 165H127V164L130 163V161H128L127 158H126V156H125V154H126L125 152H127L131 148V151L133 149V152L135 151V153L138 154L139 153V149L137 150V148H139V144L141 143L140 140L144 139L145 138V135L151 136V137H153V139H156V138H159L160 139L162 137V139H160V141H161V143L159 144L160 146L159 145L158 146H155V147L152 148V150H156L158 147H161L163 149H167L168 151L172 152L174 150V148L177 147V151L179 152V156H178L177 160H175L177 162L176 164H179L180 163L179 161L181 159H183V156L186 153L192 151V150L189 149V145L191 143H189L187 141L186 136L190 137L191 139H193V136L190 135V134H188V132H179L180 130H176V127H175V130L178 132V133L176 132V134H178V135L179 134H184V135H181L179 137V139H182V141H186L187 143L186 144H181V145H179L177 143H172L173 142L172 135H171V138L169 137L170 136L169 133H170L171 129L168 130L169 129V126L168 125L166 126V124L164 122L166 119H163V118H155L154 119L153 117H150V119L149 118H146V117H144V119H140L139 117H133L131 115L129 116V115H127L128 113H126L125 111H122V108H120L121 109V111H120V109L117 107V106H120L121 101H119L117 99L118 101L117 100L116 101L111 100V103H107L109 100H105V97H104L105 92L104 93L97 92V96L99 97ZM173 95H174L173 96V99L174 100L177 97H181L182 95H184L183 97H185L187 101L182 102V103H184L183 104V107L186 106L185 103L187 104V107H188L189 100H190V96L188 94H186L187 97L185 96V94L183 92H179L177 94L174 93ZM19 97H17V98H19ZM114 98L116 99V95L114 96ZM247 98H249V99L246 100ZM12 99L10 100V97L8 98V100H10V101H9L8 105L5 106V107H8V109H4L2 111V113L4 111L7 112V110H10L11 108L13 109L15 107L16 103H12V102H14ZM109 99H111V97H109ZM234 99L236 101H241L242 100V103H243V111L242 112L240 111L241 109L239 107H237L235 104L233 106V104L230 101L228 102V100H234ZM172 102L174 103V101H171V100L168 101L169 104L172 103ZM175 102H176L177 105L182 104L181 102H178L177 100H175ZM139 103H140V105H144L146 102L140 101ZM12 104H14V105H12ZM148 105H152V107L153 106L154 107H157V106H161L162 104L159 101L156 100V101H152V102L151 101H148L147 106ZM106 106L109 107V111H107V112H106ZM16 107L18 108V105ZM42 107H44V106H42ZM47 107L49 108L50 106L47 105L46 107H44L45 108L44 109L45 112H44V115L43 116H44L45 119H49V118L57 117L58 116V115L52 114V112H49L50 108L48 109ZM116 107L118 109H116ZM154 107L153 108L148 107L147 108L148 110L146 112L147 113H150L152 115V112H154ZM178 107H181V106H178ZM187 107L184 108V109H188ZM90 108L91 107H88V110H91ZM24 109H26V110L24 111ZM124 109H126V107H123V110ZM77 110H78V108L76 109V111ZM102 110L105 111V112H103ZM162 110L164 112V107H163ZM163 112H162V114H163ZM91 113H93V114H91ZM179 113H181V112H179ZM49 114H50V116H46V115H49ZM60 118H61V116H60ZM153 120H156V121H154L156 124L153 122ZM244 122H245V124H244ZM101 123H103V124H101ZM132 123H134V124H132ZM136 123H137V125H136ZM123 124H124V126H123ZM126 124L127 125L128 124H130V125L132 124L134 126V130L135 131L134 130H130L129 132L124 133L122 131H118V132H115L114 131V132H112L113 130H110V127H111V129H113L114 127H118V125L121 126L123 129H126L127 128L126 127L127 126ZM138 125H140V126H138ZM60 126L63 127V124H61ZM149 126H150V129L151 130H149ZM19 127H21V126H19ZM102 129H103V131H102ZM127 129H129V127ZM106 130H107V132H106ZM144 132H145V134H144ZM92 134H93V136H92ZM6 135L11 136V134H9L6 129L3 128L2 130H0V138H2L3 136H6ZM138 136H139V138H138ZM126 138L129 141L126 140ZM132 139H133V141H132ZM164 140H167V141H164ZM94 141H95V144H97L99 142V144H97V145L100 146V147H99V149L96 148L99 151V153H98V151L96 153H94L95 152V149L94 148L97 146V145L93 144ZM85 142L86 143L89 142V143L86 144ZM126 142H127V144H126ZM129 142H132V143H129ZM262 142H261V144H262ZM60 144L59 145H56V146H53V153H55V152L59 153L60 155L58 154V156H61L62 157V155H63L65 158H67V156L70 154L69 150H75V148H73L74 146L70 147L71 148L70 149L69 147L62 146L63 144L61 142H60ZM263 144L261 145V150H260V153H259L258 168H257V171L254 174V176H252L250 178H247V179H244V177L243 178H239V179H237L236 177H231V178L226 177L224 180H217V183L220 185L219 187L221 189L223 188L224 190H226V191L222 192L225 195H227V196L230 195L231 197H233L235 193L238 194V192L236 190V187H239L241 189L240 192L242 193V194H240V197L241 198H239V199H242V195H243V196H245L244 198H246V197L249 198L250 197L251 198L250 201L254 200L255 201V204L257 203L256 206H254L255 204H253V202L252 203H249V204H242V202L240 200L234 201L235 199L230 198L232 200L230 201V204H227V210L226 211H224V209L221 208V207L215 209L214 205L210 209V210H213L215 213L218 214V217H219L218 219L219 220L221 218H227V220L229 222L227 224V226H230V224H231V226L234 227V224L237 222V220L238 219H241V217L244 214H246V213L249 214L248 211L249 210H252L253 207L257 208V210L255 212H256V219L259 222L257 221L254 224V231H253V233L251 234V237H250V239H252V241L249 244L250 247H249V245L246 246V247L244 246L243 241H242V237H241L240 240H238L235 243H233L231 246H233L236 249V252H235L236 254H235L234 260L233 261L230 260V262H232V264H237V263L238 264H241V262H244V261H245L244 264H247L248 261H250V260H252V264H255V262H257L258 260L261 261V257H260L261 253L260 252H262V250L260 249V246L258 244V241L260 239L258 237V234H261V235L264 236V232H263L264 231V215H262V213H261L262 210L264 209V205L259 203V201L261 200V198L262 197L264 198V171H263L264 170V145ZM2 145L5 146V143L2 144ZM187 146H188V148H187ZM106 147H107V149H106ZM126 147H127L128 150L126 149ZM135 147H137V148H135ZM238 147L239 146H237L236 148H238ZM240 148H242V146H240ZM188 149L190 151H186ZM212 149H213V147L211 148V150ZM42 150L45 151L47 149L45 147H43ZM115 150H116V152H114ZM107 151L109 153H107ZM206 151H207V154L209 156L210 155V153H209L210 152V149H207ZM11 152L10 153H7V151H5L4 154H3L4 155V159H7L8 158L10 160H13L12 162H18V167H19V171L20 172H22V171L23 172H27L28 171L27 172L28 174L30 172H33V173L36 172V173L39 174L40 171L42 172V169L41 168H38L39 166L43 167V169H44V166H48L49 165V163H47V161L42 160V158H43V156H42V158H39L40 165H35V166L30 167V166H28L26 164V162H28L29 159H31L34 156L31 152H23L25 154L24 157L18 155L19 149H15V150H13ZM65 153H67V154H65ZM103 153H106V154H103ZM43 154H45V152ZM86 154H88V155H86ZM93 154H94V156H97V157H91V156H93ZM137 154H135V155H137ZM9 155H11V157H9ZM111 155H114V156L116 155L117 157L115 156V159H113V160L110 161L109 160V157ZM191 156H192V154L190 156H188L189 157V159L187 160L188 162H185V163H187L190 166L191 171H194L195 172L196 171L194 169L195 165L196 164L199 165V163L201 164L202 163V160H200L201 158H199V160H197V162H196L195 161L196 160V157L193 155L195 158L192 159L193 156H192V158H191ZM64 157L61 158V159H59V160L64 159ZM78 157H80V158H78ZM93 158H95V159H93ZM190 158H191V160H194L195 163H193L194 161L191 163L190 162L191 161ZM95 160L96 161L98 160L97 161L98 163ZM0 162H1V160H0ZM55 162L57 163L59 161L56 160ZM45 163L48 164V165H45ZM189 163H191V165ZM68 164L71 165V163H68ZM159 164H161V163H159ZM102 166H105V167L102 168ZM114 166H115L116 169L114 168ZM35 167H37V169H41V170L40 171L37 170L38 172L36 170H33ZM78 169H80L81 171H84V173L81 172V171H78ZM205 170L206 169H204V167H203L201 169V173H203ZM197 171L199 173L200 170L197 169ZM106 173H109V174H106ZM123 173H125V172H123ZM28 174H26V176L23 175V178L24 179L22 178L23 180H26L25 178H28L26 181H23V183L26 184V185H24L22 183V181L21 182L18 181V183H20V184H18L19 186H17L16 188H14L12 192H11L12 187H11V185L8 184L10 181H7L8 176H4V179H5V182L6 183L4 181H3V183L4 184H8L7 186L10 187V189H9L7 186H4V184H1V186H0V191H2V193H3L2 195L5 194L3 196L4 199L0 200V208L6 210V213H3L4 215L2 214L3 217L5 216L4 217L5 218V222H6V219L7 220L9 219L8 221L10 223L14 221L15 224H19V226H21L22 223H23V220H24V218L22 217V220L20 222V217L18 216V214L16 213V215H17L16 216L14 214L15 212L14 213L12 212V211H15L13 209V207H12V209L11 208H9V209L7 208L9 203L6 202V200L8 201V199L7 198L5 199V196L9 195L10 192H11V194L13 193L12 195H16L17 192L19 194H21V193H25L26 194L27 193L28 196L24 200H26L27 203H29V204L30 203H32V204L33 203H36V204H33V205H38V203L36 201H39L42 198L40 196L46 195L49 192L50 188L53 186V183H54V181L56 179V177L53 176L52 179H51L52 180V185L49 186V184H50L51 181H48L47 182V183H49V184H47L48 187H46V188L44 187L45 189L42 188L43 189L42 190V189H38L37 187H38V184L40 182L39 179L42 178L43 175H41V177L38 178L36 176V174H33L34 175L33 177H35L36 180H34V181L32 180L31 181L30 179L32 178L31 177L32 175L30 173L29 176H27ZM101 174H103V175H101ZM178 174H179V172H178ZM79 175H82V176L79 177ZM97 175H98V180L97 179H94V178H97ZM122 175L124 176V174H122ZM173 177H175V176H172V178ZM75 178L77 180H79V182ZM112 178H114V179H112ZM115 179H116V181H115ZM126 179L127 178H125V180ZM118 180L119 181L121 180V181L119 182ZM132 180H133V178H130V182H129V179H128L126 182H123V185H121V183H120L121 189H122V192L123 193H125L124 192V190H125L124 184L128 183V185L127 184L126 185L129 186V183H130V186H131L132 183L135 181V180H133V181ZM36 181H37V184L36 185L33 184V183H36ZM86 181H88L89 183L86 182ZM111 181H112L113 184L111 183ZM31 182H32V185L30 184ZM76 182H78V183H76ZM82 182H83V184H82ZM135 182H137V185L139 183V186H137V187L134 188V192H132V193L131 192H128L129 194H133V193L137 194V192L142 187L147 189V187L145 186V183L143 181H139L138 182L136 180ZM208 182L210 183V185L213 188V193L210 194V195H206L205 194L203 198L205 200V197L206 196H209L210 198L212 197L213 198V202H215V205L217 206L218 200L221 198L220 191H219L218 187H216L215 184L212 181L208 180ZM93 183H95V185ZM108 183H109V185H108ZM92 184H93V186H92ZM75 185H77V186L75 187ZM140 185H141V187H140ZM142 185H144V186H142ZM227 185H229L231 189L229 188V190H228V186ZM23 186H25L26 188L23 187ZM112 186H114V187H112ZM20 188H21V190H19ZM101 188H102V190H100ZM232 189H233L234 192L231 191ZM8 190H10V192ZM94 190L95 191L96 190H98V191L100 190L101 192L100 191H99L100 193L98 191L95 192ZM209 190H210V188H209ZM30 191L31 192L34 191V193L31 194ZM84 191L85 192L88 191L89 194L88 193H84ZM45 192H46V194H45ZM29 193H30V196L31 197L29 196ZM90 194H91V196H90ZM247 194H250V195H247ZM69 196H70V198H67V200H68L67 201L66 200V197H69ZM99 196H100V198H99ZM97 197H98V199H100L98 202H97ZM163 197L164 196H160V197L158 196L157 199H159V198L161 199ZM20 198H23V196L20 197ZM29 199H30V201H29ZM60 199H61V201H60ZM143 199H145V201H146L147 198H143V197L140 196L139 200H140L141 203H142V200ZM227 200H228V198H227ZM232 201H234V203ZM92 202L94 204L96 203L95 205H97V206H95L94 204H92L91 205L92 207H91L90 204ZM150 202L153 204V205L151 204V207H155V204H154L153 201H151V199H150ZM63 203H64V205H63ZM127 205H129L130 207H132V206L136 207L135 208V211L133 213L136 218H140L141 217V218L144 219V212H145V210H143V211L138 210L137 209V206L139 207V205L135 206V205L128 204V202H124V210L126 209L125 210L126 213L129 210L127 208ZM228 205H230V206H228ZM157 206L155 207V210H154V218L152 220H147V218L145 217L146 218L145 220L148 222V223H145L146 225L151 224V222H158L159 221L160 214H161V207L162 206H160V204L157 205ZM144 207H145V205H144ZM141 214H142V216H141ZM2 215H0V218H1ZM46 215H47V217H46ZM54 215H55V217H54ZM260 218L262 219V221H261ZM69 228L73 229L74 232L70 233L71 231H69L70 230ZM0 230H1V228H0ZM59 230H61L63 232L61 234L56 233V232H59ZM145 231H148V228H145ZM64 232H66V233H64ZM14 233L16 234V232H14ZM72 234H74V235H72ZM56 235H57V237H59L58 238V244H56V245H54L52 247H50V246L47 245L46 246L47 247L46 250L47 251H51V254H52V255L51 254H48L47 255L46 250H43L44 249L43 248L44 246L42 247V244L46 240H52ZM252 235H253V237H252ZM21 236H22V238H19ZM33 236H34V238H33ZM76 237H78V238H76ZM99 237H101V238H99ZM42 240H44V241H42ZM76 240H75V242H78ZM151 240H152V242H151L152 245L155 246L157 250L159 249L158 251L156 250L157 251V256H158L159 259L169 258L170 257L171 259L181 261L180 262L181 264H192V256H193L192 253L195 252V249H194V247L192 245L182 243V245L180 247L175 248V250L172 252L170 250H166V249L164 250L162 248V245H159V243L161 241L160 239H158L156 243H155V239L154 238H151ZM100 241L101 242L103 241V243L101 244ZM79 242L77 243V245L79 244ZM100 244L103 245V246H101ZM25 245H28L32 249V251L29 250L30 252L29 251L26 252V254H24V256H23V254L15 253V252L20 251L21 247L22 246H25ZM37 246L40 247V250H38V249L34 250L33 249V248H35ZM239 247H240V249H239ZM53 248L56 249L54 251L55 253L53 252ZM237 248H238V250H237ZM180 249H181V251L178 253L177 251H179ZM161 250H162V252L160 253ZM187 250H189V251H187ZM241 251H243V252L242 253H239ZM9 253H12L14 255L10 256ZM158 253H160V254H158ZM171 254H172V256H171ZM13 256H15V257H13ZM155 256H156V254H153V258H155ZM6 257H8V259H12V261L11 262H4V260H5ZM61 259H63V260H61ZM74 259H72L71 261H73L74 264H75V260ZM1 260H3V261H1ZM66 260H68V258ZM5 261H7V260H5ZM84 261H87V260H84ZM73 262L70 263V264H73ZM89 264H93V263L90 261Z\"/></svg>",
  "mask_w": 264,
  "mask_h": 264
},
{
  "label": "water",
  "instance_id": "3",
  "mask_svg": "<svg viewBox=\"0 0 264 264\" xmlns=\"http://www.w3.org/2000/svg\"><path fill=\"white\" fill-rule=\"evenodd\" d=\"M230 6L229 18L235 22H245L256 26L264 31V18L261 16V9L258 0H225ZM91 258L97 264H105L110 261L103 254L95 252Z\"/></svg>",
  "mask_w": 264,
  "mask_h": 264
},
{
  "label": "snow or ice",
  "instance_id": "4",
  "mask_svg": "<svg viewBox=\"0 0 264 264\" xmlns=\"http://www.w3.org/2000/svg\"><path fill=\"white\" fill-rule=\"evenodd\" d=\"M261 9V16L264 18V0H258Z\"/></svg>",
  "mask_w": 264,
  "mask_h": 264
}]
</instances>
